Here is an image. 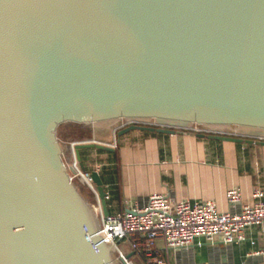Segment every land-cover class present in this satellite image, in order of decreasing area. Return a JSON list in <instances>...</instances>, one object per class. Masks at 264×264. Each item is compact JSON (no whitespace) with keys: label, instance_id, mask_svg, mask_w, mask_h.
Here are the masks:
<instances>
[{"label":"water","instance_id":"obj_1","mask_svg":"<svg viewBox=\"0 0 264 264\" xmlns=\"http://www.w3.org/2000/svg\"><path fill=\"white\" fill-rule=\"evenodd\" d=\"M123 122L264 145V0H0V264H117L57 129Z\"/></svg>","mask_w":264,"mask_h":264},{"label":"crops","instance_id":"obj_2","mask_svg":"<svg viewBox=\"0 0 264 264\" xmlns=\"http://www.w3.org/2000/svg\"><path fill=\"white\" fill-rule=\"evenodd\" d=\"M64 126L70 132L73 124ZM80 128L85 133L71 131L76 137L64 139L66 144L91 139L106 144L116 141L112 150H80L85 170L100 173L109 214L128 211L134 203L142 206L153 194L166 195L171 204L213 200L219 211L231 209L226 200L231 188L240 191L244 203L254 201V190L264 194V145L200 137L184 130L118 134L119 130L113 139ZM244 237L239 243H203L178 251L166 249L159 239L156 247L164 264H264V227H248ZM131 258L135 264H143L141 256L132 253Z\"/></svg>","mask_w":264,"mask_h":264},{"label":"built area","instance_id":"obj_3","mask_svg":"<svg viewBox=\"0 0 264 264\" xmlns=\"http://www.w3.org/2000/svg\"><path fill=\"white\" fill-rule=\"evenodd\" d=\"M147 125L134 122H123L115 130L113 139L119 130L131 125ZM195 134L220 135L240 137L227 133H212L200 126L191 128H173ZM248 138V137H243ZM264 142V138H251ZM75 142L70 143V160L67 162L74 170L70 173L72 179L80 178L90 189L96 199L94 210L98 217L99 229L97 235L104 242L114 247L117 264H135L132 258H127L118 246V242L127 240L130 252L143 258V264H164L159 254L156 241L162 240L166 249L171 251L185 250L192 245L233 244L245 239L244 230L252 226L264 227V194L254 190L252 203L242 202L239 190L231 188L226 192V200L231 207L228 211H219L213 200L188 201L182 200L171 204L164 194H153L148 197L144 205L134 203L130 210L104 216L97 197L95 186L89 172H82L74 152ZM116 147V141L108 143ZM105 199H108L106 194ZM129 252V253H130Z\"/></svg>","mask_w":264,"mask_h":264},{"label":"rangeland","instance_id":"obj_4","mask_svg":"<svg viewBox=\"0 0 264 264\" xmlns=\"http://www.w3.org/2000/svg\"><path fill=\"white\" fill-rule=\"evenodd\" d=\"M57 136L59 139L63 140L62 141L63 144H65L66 141L64 139H66L67 137H72V138L76 137L72 132L66 131V127L64 125H61L58 127ZM69 160H70V153H65L64 161H69ZM73 180H74V182H76V179H73ZM80 190L92 205H96V199H95L94 194L90 191V189L85 184L80 185ZM118 246L124 252H126V253L130 252V246H129V243L126 239L118 242ZM114 255H115V253H114Z\"/></svg>","mask_w":264,"mask_h":264},{"label":"trees","instance_id":"obj_5","mask_svg":"<svg viewBox=\"0 0 264 264\" xmlns=\"http://www.w3.org/2000/svg\"><path fill=\"white\" fill-rule=\"evenodd\" d=\"M71 129H72V130H70V132H71V131H76V132H80V133H82V132L85 133V129L80 128V126H78V125H77V126H74V125H73V126L71 127ZM81 155H82V153H81Z\"/></svg>","mask_w":264,"mask_h":264}]
</instances>
